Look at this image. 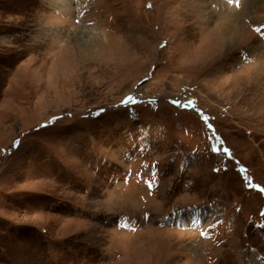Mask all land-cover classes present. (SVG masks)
<instances>
[{
	"label": "rangeland",
	"instance_id": "obj_1",
	"mask_svg": "<svg viewBox=\"0 0 264 264\" xmlns=\"http://www.w3.org/2000/svg\"><path fill=\"white\" fill-rule=\"evenodd\" d=\"M0 264H264V0H0Z\"/></svg>",
	"mask_w": 264,
	"mask_h": 264
},
{
	"label": "bare ground",
	"instance_id": "obj_2",
	"mask_svg": "<svg viewBox=\"0 0 264 264\" xmlns=\"http://www.w3.org/2000/svg\"><path fill=\"white\" fill-rule=\"evenodd\" d=\"M61 1V0H60ZM228 19V18H227ZM239 18L235 17L232 18L231 20H225L222 21L220 26H219V30H218V34L220 35V38L225 41V42H229L232 40V38L239 33ZM87 30V29H86ZM79 39H82L79 37ZM262 51V50H261ZM260 53V52H259ZM263 58V57H262ZM262 60V59H261ZM263 111V110H262Z\"/></svg>",
	"mask_w": 264,
	"mask_h": 264
},
{
	"label": "snow or ice",
	"instance_id": "obj_3",
	"mask_svg": "<svg viewBox=\"0 0 264 264\" xmlns=\"http://www.w3.org/2000/svg\"><path fill=\"white\" fill-rule=\"evenodd\" d=\"M174 104H179L180 102L179 101H172ZM124 103H136V101L135 100H133V98L132 97H128L125 101H124ZM190 103V102H189ZM180 211H190L192 214H193V223H199V221L197 220V215H198V212H199V210L198 209H195V208H193V209H187V210H184V209H182V210H180ZM173 215H176V213H173ZM148 218V216H147V214H145V219H147Z\"/></svg>",
	"mask_w": 264,
	"mask_h": 264
}]
</instances>
